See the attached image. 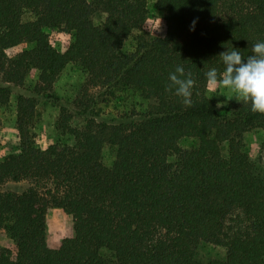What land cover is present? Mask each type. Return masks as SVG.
<instances>
[{"label":"trees","instance_id":"1","mask_svg":"<svg viewBox=\"0 0 264 264\" xmlns=\"http://www.w3.org/2000/svg\"><path fill=\"white\" fill-rule=\"evenodd\" d=\"M155 6L164 36L138 37L121 55L123 41L147 18V0H0V104L30 68L39 72L35 87L17 98L19 152L0 162V235L5 230L14 244L0 246V264H264V177L243 150L244 134L263 127L264 114L247 103L221 113L206 95L205 77L211 68L223 71L221 52L234 47L246 58L264 41V0ZM26 11L34 19L25 21ZM97 12L106 15L99 25ZM54 27L74 33L63 52L45 31ZM24 43L33 47L7 55ZM70 62L86 78L74 100L62 103L53 85ZM178 65L196 81L191 107L166 90ZM119 87L138 91L146 109L99 118V99ZM39 96L59 103L57 128L73 144L38 147L32 126ZM75 116L82 126L71 123ZM185 137L198 145L181 148ZM105 144L116 147L111 167L102 161ZM51 207L73 222L74 235L57 249L46 242ZM202 241L225 247V259L197 261Z\"/></svg>","mask_w":264,"mask_h":264},{"label":"rangeland","instance_id":"2","mask_svg":"<svg viewBox=\"0 0 264 264\" xmlns=\"http://www.w3.org/2000/svg\"><path fill=\"white\" fill-rule=\"evenodd\" d=\"M147 10V18L143 25L133 30L123 41L119 50L121 55L134 50L138 37L152 40L164 36L166 27L160 12L156 9L155 0H147ZM105 17L104 13L97 12L93 16V23L99 25L105 20ZM23 19L25 21L32 20L34 19V15L26 11ZM160 19L161 24L159 26ZM45 31L50 43L60 52L65 51L74 40V33L63 27L47 28ZM32 47L33 44L30 43L19 44L8 48L6 53L10 58H14L18 53ZM38 75L37 69L30 68L25 76L23 86L21 88H13L9 102L5 105L0 104V162L6 156L19 152V139L16 126L17 98L25 89L32 90L35 87ZM85 78L86 72L84 69L78 63L70 62L62 70L54 83L53 93L62 103H69L74 100L80 87L84 84ZM206 95L217 104L218 101L226 100L225 96H234L235 94L224 88H218L213 91L207 85ZM243 103L247 102L243 100L239 102L233 98L227 102L225 107L217 109L222 113L228 106L241 105ZM148 104L149 101L141 97L135 89L119 87L99 99L94 114H97L99 118L110 120L129 113L132 110L142 112ZM59 107V103L53 102L46 96L37 97L32 131L35 134L36 144L40 148H45L56 143L71 145L74 142L71 134L64 133L57 128ZM71 123L74 126H82L84 120L80 116H75ZM243 142V150L253 164L255 173L264 177V126L246 132ZM179 145L183 149H192L198 145V140L193 137H185L179 141ZM221 149L223 155L226 156L227 144L223 143ZM115 155V146L110 144L103 146L102 161L106 166H112ZM175 160L176 157L174 155L169 157L170 162H174ZM8 187L11 188V186ZM73 235L74 229L71 216L60 208L51 207L46 214V242L48 247L57 249L64 238L72 237ZM0 246L11 250L14 249L13 241L5 230L0 235ZM101 255L106 259H111L113 256L108 250H102ZM225 257V247L206 241L199 243L195 253V259L201 263H208L211 260H224Z\"/></svg>","mask_w":264,"mask_h":264},{"label":"clouds","instance_id":"3","mask_svg":"<svg viewBox=\"0 0 264 264\" xmlns=\"http://www.w3.org/2000/svg\"><path fill=\"white\" fill-rule=\"evenodd\" d=\"M197 21L194 19L190 30H195ZM161 19L159 20V26ZM224 65L223 71L211 68L205 73L207 85L213 91L224 88L233 92L234 96H225L226 100L218 101L216 108L226 106L227 102L235 98L250 103L251 111L264 114V41L256 42L251 49V54L246 58L240 49L232 47L219 54ZM170 83L166 90L180 98L186 107L192 106L193 88L196 81L190 72L186 73L183 66H177L169 73ZM224 96V95H223ZM213 97V96H212Z\"/></svg>","mask_w":264,"mask_h":264}]
</instances>
